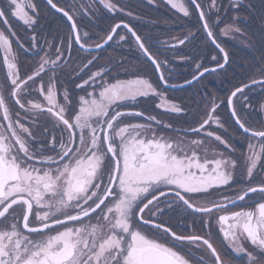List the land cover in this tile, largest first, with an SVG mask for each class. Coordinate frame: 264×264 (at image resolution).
<instances>
[{
  "label": "snow or ice",
  "instance_id": "6c2138e0",
  "mask_svg": "<svg viewBox=\"0 0 264 264\" xmlns=\"http://www.w3.org/2000/svg\"><path fill=\"white\" fill-rule=\"evenodd\" d=\"M242 2L230 0L233 8ZM46 3L66 18L69 31L58 41L46 39L39 51L35 35L28 48L16 38L19 49L32 50L39 57L28 73L21 75L10 39L15 33L0 30V70H4L0 80V264H225L211 242L210 231L180 235L164 221L177 207L193 221L199 219L202 227L214 220L235 254L246 253L248 264H264V126L246 125L236 107L237 100L250 107L246 89L250 92L257 85L264 89V69L260 78L235 87L220 102L229 108L249 141L247 155L236 160L232 156L237 149L210 130L215 124L227 131L214 115L220 103L208 104L203 118L184 133L185 137L189 132L203 134L200 139L165 137L153 127L152 122L161 124L156 116L121 110L126 103H137L139 97L155 96L159 98L157 107L172 113L184 111L139 74L109 82L113 69L100 66L76 83L75 88L84 94L73 105L69 90L60 85V76L70 75L67 70L73 67V45L93 57L73 69L81 76L93 65L99 49L114 38L116 42L128 39L117 33L121 27L131 34L137 50L150 61L165 87L178 86L169 83L175 70L167 58L157 59L158 53L150 51L127 23L115 24L102 39L80 30L77 19H91L100 10L97 5L109 13L124 11L115 0H81L66 8L54 0ZM168 3L185 17L190 16L187 3L193 5L202 30L222 54V62L212 68L197 63L185 84L225 68L228 52L217 42L206 19V11H220L217 0H210L207 10L198 0ZM8 16L19 18L29 28H35L39 20L31 0H3L0 22L7 25ZM219 22L217 16L213 23ZM221 31L225 35L241 32L235 19ZM186 40L189 37L178 43L183 45ZM130 117H144L145 122L133 123L126 119ZM207 139L223 149L209 157L204 147ZM237 176L246 183L235 195H223ZM213 189L221 193L218 199L211 198ZM250 194L260 199L249 209L246 197L254 199ZM246 242L253 246L252 251L245 247ZM193 249L200 250V255L193 257Z\"/></svg>",
  "mask_w": 264,
  "mask_h": 264
},
{
  "label": "flooded vegetation",
  "instance_id": "af4514ba",
  "mask_svg": "<svg viewBox=\"0 0 264 264\" xmlns=\"http://www.w3.org/2000/svg\"><path fill=\"white\" fill-rule=\"evenodd\" d=\"M186 1L187 0H179V2L187 3ZM19 2L24 3L25 0H19ZM31 2L37 6V11L39 12V20L35 28H29L19 18H12L11 16L7 17V25L0 22V30L5 31L6 34H8L9 31L15 33V37H10V39L13 41V49L17 52L21 75L28 73L33 66L39 62V57L36 56L32 50L26 52L23 49H19L16 43V38H19V42L23 44L25 48H28L31 43V36L35 35L39 46L37 51H39V49L44 47L46 39L50 42L58 41L59 39L64 38L69 31V24L66 18L63 17L61 13H57L54 9H51L50 6L47 5L46 0H31ZM54 2H56L58 6L66 8L70 4L80 3L81 0H54ZM83 2L88 3V0H83ZM140 2V6L133 8L131 7L134 6L132 0H115L117 6L124 9V11L116 13H109L101 6L97 5L100 10L96 15L91 19L78 18V26L82 32L88 31L91 37L102 39L105 33L115 24L120 23L123 25L124 23H127L143 40L146 41V46L149 47L150 51L154 54L158 53L157 59L162 60L167 58L169 63L170 61H178L184 62L188 65L189 59H181V57H190L191 52H193L192 46L195 45L194 40L198 35V13L197 11H194V6L192 5V7L190 3H187L190 16L185 17L182 12L173 8L171 4L168 3V0H153L152 3H149V0H140ZM202 2L203 1L200 0L199 3H201L202 7L207 10L209 4L204 5ZM2 5L3 0H0V6ZM219 5L220 11L218 13L211 11L210 14L207 12V18L211 21L214 19L212 15L216 14V18L217 16L220 18L219 23L228 22L227 17H224L222 14H230L231 11L228 8L229 2L223 0ZM234 9L236 10V15L232 18L233 20L235 19V24L240 28L241 32L236 33L230 31L231 35L228 36V38L231 45L237 47L240 43L253 38L254 43L256 40L257 44L260 46L258 51L255 43L256 55H263L264 0H243L242 5ZM25 10L29 15H32L30 9ZM222 10H224V12H222ZM128 13H131V15H128ZM233 20L231 24L233 23ZM117 33L126 34L128 39L124 42H116L114 38V41L112 42L111 61L113 66L111 64L110 68H112L113 71L107 77L109 82H114V79L116 78H136V75L139 74L141 77L149 79L157 89H160L158 84L149 78L148 70L151 63L137 50L131 34L127 33L123 27L118 29ZM233 35H237L241 39L237 36L234 38ZM186 36L189 37L188 42L179 46V39ZM92 42L93 41H89V43ZM172 44H175L176 47L170 48L165 46ZM77 47L78 46L74 44L72 48L71 62L73 67L67 70L70 75L60 76V85L69 90L73 105L76 104L79 95L84 94L83 90L75 88L76 83H79L83 78H86L90 71H95L101 66L99 65L96 68V62L98 60L100 61V58L95 56L93 65H90L88 69H85L81 76H76L73 69L81 66L88 59L93 58H87L85 52L78 50ZM2 56L3 52L0 51V57ZM171 67L173 68V66ZM257 67L261 70L263 65L261 64ZM3 71L4 70H0V80L3 79ZM211 91H213L212 87L206 88L200 86L176 94V101H174V103L184 109V111L180 113H172L169 111L166 113L164 109L157 107L159 104L158 97L154 98L151 103L149 101L152 99L151 97H139L137 103H126L122 106L121 110L141 111L145 116H156L157 119L161 121V124L157 126L155 122H152L153 127L156 128V131L160 135L165 137L171 139H200L203 138V134L198 136L197 134L189 132L187 137H185L184 133L186 130L194 126L197 121L203 118L202 113L208 108L205 107V103L211 98L208 95V92ZM247 96L250 107L245 108L243 103L240 100H237V111L241 114V119L246 122V125L260 128L264 126V124H262V122H264V108L261 107V105H264V89L257 86L253 88L252 91L248 92ZM41 102L43 101L41 100ZM223 107L224 104L220 103V107L217 108L219 111H216L214 115L219 117L221 123L227 128V131L225 132L224 129L215 124L210 125V130H214L223 138L228 139L229 143L237 149L232 158L240 160L247 155L249 141L244 138V134L238 129L232 116L229 115V112L224 111ZM129 120L133 123L145 122L144 117H130ZM164 125H171V127H165ZM37 131H39V128ZM204 147L207 149L209 157H211L214 151L223 149V146L219 145L218 142H215L213 139H207ZM224 151L227 155V150ZM258 178L259 176L257 173V179ZM244 183H246V181L240 176H237L232 186L227 188L222 194L233 196L239 191L240 185ZM210 191L214 193L211 197L212 199H218L221 196V193L214 189ZM250 195L253 196L254 199L248 200L246 197L247 207L249 209L260 199L256 194ZM239 203L244 204L245 202ZM232 207L235 208L236 206ZM163 219L174 231L177 232V234L180 235H187L189 233L205 235L206 231H210L212 233L211 242L220 251L222 257L225 259V264H248L246 253L235 254L233 250L227 246V242L223 240L222 233L218 231L219 225L215 223L214 220L210 221L206 227H202L199 219L193 221L191 217L185 214L184 209L179 207H177L175 211L169 212V214ZM148 234L152 235L151 232ZM245 247L249 251L253 250V246L247 242L245 243ZM192 255L193 257L199 256L200 250L193 249Z\"/></svg>",
  "mask_w": 264,
  "mask_h": 264
},
{
  "label": "trees",
  "instance_id": "16d2710c",
  "mask_svg": "<svg viewBox=\"0 0 264 264\" xmlns=\"http://www.w3.org/2000/svg\"><path fill=\"white\" fill-rule=\"evenodd\" d=\"M236 48H242V50H241L242 54L240 55L239 60L237 61L238 64L234 68L233 75L235 78L244 77L247 72L242 67H240V65H241V62H247L250 59V56L253 52L252 51V45L250 46V49H246L243 45H241L240 47H236ZM207 50L209 51L208 48H207Z\"/></svg>",
  "mask_w": 264,
  "mask_h": 264
},
{
  "label": "rangeland",
  "instance_id": "374dc122",
  "mask_svg": "<svg viewBox=\"0 0 264 264\" xmlns=\"http://www.w3.org/2000/svg\"><path fill=\"white\" fill-rule=\"evenodd\" d=\"M182 1V0H180ZM262 59H264V56L261 57ZM222 61V58L220 57L218 61H211V60H207L205 61V64H207L206 66H214L216 65L218 62H221ZM105 64H107L108 66H113V63L110 59H103L102 61V66H104ZM97 68V67H96ZM223 72H216V73H213L211 75H209L206 79H208L209 81L208 82H212V81H218V79H220V77L222 76ZM179 81H175V83H178ZM127 120H129L130 118H126Z\"/></svg>",
  "mask_w": 264,
  "mask_h": 264
},
{
  "label": "water",
  "instance_id": "95a60500",
  "mask_svg": "<svg viewBox=\"0 0 264 264\" xmlns=\"http://www.w3.org/2000/svg\"><path fill=\"white\" fill-rule=\"evenodd\" d=\"M207 74V73H206Z\"/></svg>",
  "mask_w": 264,
  "mask_h": 264
}]
</instances>
